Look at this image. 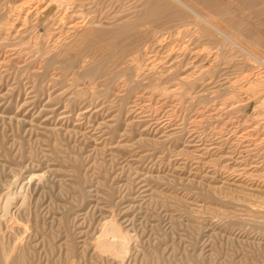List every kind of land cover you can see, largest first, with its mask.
Wrapping results in <instances>:
<instances>
[{"label": "rangeland", "instance_id": "374dc122", "mask_svg": "<svg viewBox=\"0 0 264 264\" xmlns=\"http://www.w3.org/2000/svg\"><path fill=\"white\" fill-rule=\"evenodd\" d=\"M177 1L0 0V264H264V5Z\"/></svg>", "mask_w": 264, "mask_h": 264}, {"label": "crops", "instance_id": "0c3cea01", "mask_svg": "<svg viewBox=\"0 0 264 264\" xmlns=\"http://www.w3.org/2000/svg\"><path fill=\"white\" fill-rule=\"evenodd\" d=\"M219 1V5H220V7L221 6H223L224 7V9H225V11L227 12V9H226V5H231V7L233 6V7H235V8H238V9H245L246 11H248V12H251V7H250V9L249 8H245V7H243V5H240V4H234V3H232V1L231 0H218ZM224 1V3L223 4H221V2H223ZM258 2L256 3V5H264V0H257ZM255 5V6H256ZM255 6H252V7H255ZM245 11V12H246ZM263 11V10H262ZM261 11V12H262ZM261 36V35H260ZM263 36V35H262Z\"/></svg>", "mask_w": 264, "mask_h": 264}, {"label": "bare ground", "instance_id": "6f19581e", "mask_svg": "<svg viewBox=\"0 0 264 264\" xmlns=\"http://www.w3.org/2000/svg\"><path fill=\"white\" fill-rule=\"evenodd\" d=\"M178 1H180V0H178ZM178 1H177V2H178ZM174 3H175V2H174ZM187 14H188V13H187ZM208 28H209V27H208ZM263 65H264V64H263Z\"/></svg>", "mask_w": 264, "mask_h": 264}]
</instances>
